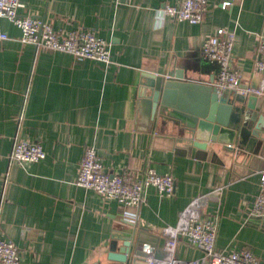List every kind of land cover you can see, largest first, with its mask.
Here are the masks:
<instances>
[{"label":"crops","instance_id":"crops-1","mask_svg":"<svg viewBox=\"0 0 264 264\" xmlns=\"http://www.w3.org/2000/svg\"><path fill=\"white\" fill-rule=\"evenodd\" d=\"M178 1L24 0L19 14L39 17L62 37L92 30L109 45L108 63L23 44L21 31L0 18V35L7 37L0 38V240L19 250L20 264L103 262L110 241L127 234L164 256L171 230L190 205L191 217L216 225L217 251L249 250L264 264V221L250 216L264 158L245 159L236 173L226 170L175 135L148 126L138 109L145 68L164 55L215 43L219 29L234 34L231 72L257 87L264 0H207L197 25L160 15L164 5ZM224 2L230 5L222 7ZM257 106L264 113V98ZM19 141L41 145L45 158L9 160ZM87 147L95 149L106 174L138 177L153 169L172 177L174 193L161 197L148 187L144 201L126 209L79 187ZM171 253L174 264L203 257L182 237Z\"/></svg>","mask_w":264,"mask_h":264},{"label":"water","instance_id":"water-1","mask_svg":"<svg viewBox=\"0 0 264 264\" xmlns=\"http://www.w3.org/2000/svg\"><path fill=\"white\" fill-rule=\"evenodd\" d=\"M139 79L138 109L150 127L175 135L202 159L237 172L249 157L264 158V113L248 86L223 85L220 66L203 48L164 55ZM172 261L171 250L145 249L132 234L112 239L103 262L92 264H158Z\"/></svg>","mask_w":264,"mask_h":264},{"label":"built area","instance_id":"built-area-1","mask_svg":"<svg viewBox=\"0 0 264 264\" xmlns=\"http://www.w3.org/2000/svg\"><path fill=\"white\" fill-rule=\"evenodd\" d=\"M23 3L24 0H0V18L7 19L21 31V43L68 53L80 59L101 63L110 61L108 43L97 37L92 30L73 31L62 37L39 17L19 14L18 10L23 7ZM206 4L207 0H179L175 5H164L160 15L197 25L203 20ZM229 5V2L222 3V7ZM217 37L215 43H204L203 48L219 64L223 85L236 87L239 78L229 68L234 34L226 29H219ZM0 38L7 37L2 34ZM254 68L261 76L260 83L255 88L247 87L242 93L262 99L264 98V36L261 35L258 37ZM44 158L45 152L42 146L28 141L15 143L9 155V160L20 163L38 162ZM76 185L94 191L106 199L115 200L126 209H136L144 201V192L148 187L155 188L161 197H170L174 193L172 177L159 175L153 169H147L138 177L106 174L93 147H87L84 151L79 163ZM191 207L192 205L183 211L178 224L171 230V238L166 242L168 250L172 251L177 237H182L203 253L199 261L188 264H258L249 250L234 253L217 251L216 225L209 220L191 217L189 213ZM250 216L264 221V171L260 173L259 192L252 204ZM149 262L151 263V260ZM0 264H20L19 250L11 243L2 240H0ZM169 264H174V261H170Z\"/></svg>","mask_w":264,"mask_h":264}]
</instances>
